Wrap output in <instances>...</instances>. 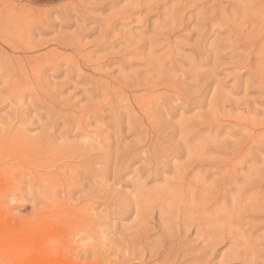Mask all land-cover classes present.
Listing matches in <instances>:
<instances>
[{
  "label": "rangeland",
  "instance_id": "obj_1",
  "mask_svg": "<svg viewBox=\"0 0 264 264\" xmlns=\"http://www.w3.org/2000/svg\"><path fill=\"white\" fill-rule=\"evenodd\" d=\"M0 264H264V0H0Z\"/></svg>",
  "mask_w": 264,
  "mask_h": 264
}]
</instances>
